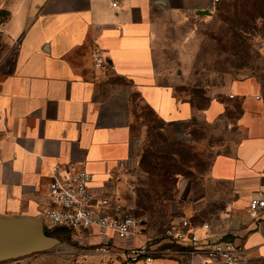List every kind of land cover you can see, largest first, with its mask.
<instances>
[{
	"label": "crops",
	"instance_id": "obj_1",
	"mask_svg": "<svg viewBox=\"0 0 264 264\" xmlns=\"http://www.w3.org/2000/svg\"><path fill=\"white\" fill-rule=\"evenodd\" d=\"M214 1L0 0V216H42L55 164L84 167L96 194L120 198L117 175L147 107L177 128L201 116L242 132L214 155L207 179L184 184L182 211L264 257V212L257 221L248 211L264 198V82L234 81L200 110L157 80L158 15L198 14Z\"/></svg>",
	"mask_w": 264,
	"mask_h": 264
},
{
	"label": "rangeland",
	"instance_id": "obj_2",
	"mask_svg": "<svg viewBox=\"0 0 264 264\" xmlns=\"http://www.w3.org/2000/svg\"><path fill=\"white\" fill-rule=\"evenodd\" d=\"M263 7L264 0H222L210 14L161 12L153 34L158 83L202 110L234 81L255 76L264 82V18L244 17V11ZM139 119L145 132L134 139L132 161L118 173L115 189L133 214L146 220L150 238H158L165 225L183 215L184 184L207 179L214 155L229 150L227 143L242 132L234 126L218 129L201 116L177 128L147 107ZM53 235L60 241L51 250L0 264H107V256L94 254L77 236ZM245 264H264V257L250 255Z\"/></svg>",
	"mask_w": 264,
	"mask_h": 264
},
{
	"label": "built area",
	"instance_id": "obj_3",
	"mask_svg": "<svg viewBox=\"0 0 264 264\" xmlns=\"http://www.w3.org/2000/svg\"><path fill=\"white\" fill-rule=\"evenodd\" d=\"M52 168L48 194L51 206L42 221L45 232L63 230L77 236L94 254L107 256V264H155L165 260L179 264L174 257L184 259L186 264H245L250 257L246 245L227 237L216 238L209 221H193L185 215L173 220L158 238H150L146 220L134 215L127 202L95 193L94 175L84 167L71 163ZM248 211L260 220L264 198L253 197Z\"/></svg>",
	"mask_w": 264,
	"mask_h": 264
},
{
	"label": "water",
	"instance_id": "obj_4",
	"mask_svg": "<svg viewBox=\"0 0 264 264\" xmlns=\"http://www.w3.org/2000/svg\"><path fill=\"white\" fill-rule=\"evenodd\" d=\"M210 10L198 14H210ZM43 215L38 217L0 216V262L47 252L59 243L44 230Z\"/></svg>",
	"mask_w": 264,
	"mask_h": 264
},
{
	"label": "trees",
	"instance_id": "obj_5",
	"mask_svg": "<svg viewBox=\"0 0 264 264\" xmlns=\"http://www.w3.org/2000/svg\"><path fill=\"white\" fill-rule=\"evenodd\" d=\"M257 16H260V17H263L264 18V7L263 8H259V9H252V10H246V11H244V17H246V19H254V18H256ZM241 27V29H242V31H246V30H244V29H246V28H248L249 27V25H248V23L244 20L243 22H241V25H240ZM243 27H246V28H243ZM165 173H164V176H163V178L165 179V181L167 182L168 181V177L170 176V169H166L165 171H164ZM193 221H198V220H195V219H193V218H191ZM173 221V220H172ZM171 221V222H172ZM171 222L168 224V225H165L164 227H163V229H162V231L160 232V233H162L163 231H164V228H166L167 226H169L170 224H171ZM145 227H146V230H148V224H147V222H146V224H145ZM59 232H64L65 233V231H63V230H60V231H56V232H53V233H47V234H51V235H53V234H56V233H59ZM227 239H230L231 241L233 240L229 235L227 236ZM163 247H171V246H168V245H164Z\"/></svg>",
	"mask_w": 264,
	"mask_h": 264
}]
</instances>
